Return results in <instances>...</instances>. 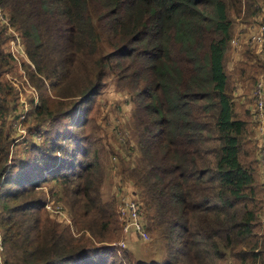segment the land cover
Wrapping results in <instances>:
<instances>
[{
  "label": "trees",
  "instance_id": "obj_1",
  "mask_svg": "<svg viewBox=\"0 0 264 264\" xmlns=\"http://www.w3.org/2000/svg\"><path fill=\"white\" fill-rule=\"evenodd\" d=\"M255 2L12 4L20 13L15 22L23 28L26 54L35 66L31 82L40 91L47 81L54 97L78 98L72 109L82 115L72 123L74 131L65 133L57 122L71 113L55 109L47 104L49 96L40 95L36 114L58 125L53 133L36 132L44 144L33 148L30 158L11 162L4 121L9 111L18 114L17 107L6 106V98L15 92L3 75L14 60L0 53L3 264H124L117 259L121 247L107 245L123 238L121 218L115 202L101 199L98 191L106 155L119 160L120 179L134 184L147 232L175 249L166 253L170 257L164 264H264L259 149L257 158L250 159L248 121L235 110L234 73L225 68V53L231 51L230 17H239ZM258 67L254 85L264 80V62ZM245 70L238 81L248 84L254 70L251 59ZM110 77L134 105L124 132L123 151L133 160L127 165L113 148L105 154L86 128L91 110L86 103L93 102ZM48 179L62 186L76 231L58 215L50 220L34 198L38 184ZM22 197L27 198L16 202ZM176 236L182 247L173 245Z\"/></svg>",
  "mask_w": 264,
  "mask_h": 264
},
{
  "label": "rangeland",
  "instance_id": "obj_2",
  "mask_svg": "<svg viewBox=\"0 0 264 264\" xmlns=\"http://www.w3.org/2000/svg\"><path fill=\"white\" fill-rule=\"evenodd\" d=\"M24 0H0V53L9 54L13 58L12 67L3 75L6 82L14 89V96H8L6 99L10 102L6 105L8 107H17L16 111L18 115L9 111L5 118V131L9 134V158L11 162H15L16 159L30 158V153L33 148L39 147L43 143V139L39 134L45 133L46 129L50 132H54V127L58 124H53L50 119L43 120V117L36 114V108L40 105V95H47L50 97L47 104H52L55 109H60L64 114L71 113L70 116H62L57 123H62L63 130L66 132L74 131L72 129V123L75 119H78L82 113L79 109H72L73 104L79 102L78 98H58L54 97V91L51 84L44 80L46 86H42L40 91L37 86H34V82H31L29 76L34 73L35 66L29 60L26 54L25 43L23 39V28L16 24V16L20 13L12 7L14 3H23ZM251 7L243 8L237 17L235 14L230 18L232 20L231 40L234 41V101L235 110L239 117H242L248 121V136L249 141L246 148L250 152V159L257 158L259 149V140L256 123L250 120L249 107L253 104L251 92L253 89V80L256 75L261 71L259 69V63L261 58L256 52L257 49L254 44L250 42V37L260 28L264 26V0H255ZM230 44V43H229ZM240 46V49L237 47ZM229 47V45H228ZM253 61L254 70L252 74L247 76L251 78V81L242 89V97L235 96L237 85L239 84V76L244 77L245 65L248 60ZM261 61H260V60ZM264 62V61H262ZM228 61L225 60V66ZM37 75V74H36ZM236 83V84H235ZM230 87V86H229ZM16 90V91H15ZM91 110L87 116L88 124L86 126L87 133L91 134L90 137L98 138L97 144L100 145L104 153H109L110 149H114L116 153L125 158L126 165L133 161L132 157L126 156L123 151L124 147V132L127 130L128 121H130L134 105L129 99V95L120 91L116 87V78L110 77L104 81L102 87L98 90V94L95 96L93 102L86 103ZM85 104V105H86ZM10 105V106H9ZM59 107V108H57ZM26 110V111H25ZM21 115L24 116L21 119ZM74 117V119H73ZM11 126V127H10ZM19 128H22L19 130ZM59 129H61L59 127ZM4 131V132H5ZM82 130L77 129V133ZM36 132H39L37 134ZM88 134V135H89ZM93 135V136H92ZM54 137V136H53ZM48 140V138L46 139ZM45 140V141H46ZM39 149L37 150V153ZM36 153V155H37ZM117 157V156H115ZM79 158V157H78ZM133 163V162H131ZM118 159L111 155H106L102 158L101 167L103 172V182L99 188L100 198L105 201L115 202L116 211L119 208L121 200L126 198H136V188L134 184L129 181V178L120 179L119 175ZM39 187L35 189L34 198L40 200L43 207V212L46 216L54 221L52 217H56L51 212L47 211L46 206L52 205L59 207L62 215L61 217H67L71 224V229L76 231V226L71 221V209L66 203V199H63L62 186L50 181L39 183ZM27 197L19 198L16 202H23ZM136 200V199H135ZM3 215V214H2ZM0 212V218L2 217ZM58 215V214H56ZM80 233H78L79 235ZM147 235V236H146ZM146 235L135 236L126 240V246L120 248L122 253L121 258H117L118 261L123 259L124 264H134L138 261L140 264H164L170 256H166L167 252H174L175 249L170 250V244L156 240L152 237L151 233L146 230ZM120 240H115L107 245H113ZM179 236L173 240V245L176 247H182L179 243ZM125 254V256H124ZM4 260V258H3Z\"/></svg>",
  "mask_w": 264,
  "mask_h": 264
},
{
  "label": "built area",
  "instance_id": "obj_3",
  "mask_svg": "<svg viewBox=\"0 0 264 264\" xmlns=\"http://www.w3.org/2000/svg\"><path fill=\"white\" fill-rule=\"evenodd\" d=\"M250 42L255 45L257 49V53L259 54L262 61H264V26H260V28L250 37ZM251 96L253 98V108H252V116L253 120L257 126L258 132V140H259V167L261 169V174L263 177V187H264V80L259 79L254 85ZM26 111V110H25ZM23 113V112H22ZM20 113V115L22 114ZM24 118L23 115L20 117ZM22 128H19V130ZM22 131V130H20ZM136 199V200H135ZM126 198L121 200L118 213L121 218V226L123 232V238L120 241L114 243L112 247H121L124 248L126 246V240L130 235L140 236L145 234V221L143 215V208L141 202L137 199ZM46 208L54 215L58 214V216L62 215L59 207H54L52 209V205L46 206ZM61 219L69 222L67 217H61ZM260 219L264 224V208L260 214ZM147 236V235H146ZM4 250L2 236L0 233V264H3L2 253Z\"/></svg>",
  "mask_w": 264,
  "mask_h": 264
},
{
  "label": "crops",
  "instance_id": "obj_4",
  "mask_svg": "<svg viewBox=\"0 0 264 264\" xmlns=\"http://www.w3.org/2000/svg\"><path fill=\"white\" fill-rule=\"evenodd\" d=\"M229 46L231 48V51H230V53L229 52L225 53V59H227V61H228L227 65L225 66V68L227 70L226 69L225 70L229 74H231V73L233 74L234 73V54H233V51H234V48H236L234 46V41L231 40ZM240 48H241L240 46L237 47V49H240ZM252 63H253V61H252ZM259 76H261V75H259ZM242 85H244V87H245V85H247V83L239 82V84H237V89L235 90L236 91L235 96H238L239 95V96L242 97V95H241V93H242L241 86ZM233 96H234V90H233ZM258 137H259V135H258ZM135 236L136 235H133L132 234V235L128 236V238H130V237L133 238Z\"/></svg>",
  "mask_w": 264,
  "mask_h": 264
}]
</instances>
